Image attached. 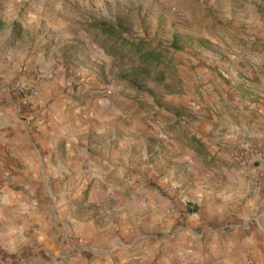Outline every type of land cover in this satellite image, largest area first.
Listing matches in <instances>:
<instances>
[{
  "label": "crops",
  "instance_id": "1",
  "mask_svg": "<svg viewBox=\"0 0 264 264\" xmlns=\"http://www.w3.org/2000/svg\"><path fill=\"white\" fill-rule=\"evenodd\" d=\"M261 56L264 65V51ZM234 59L208 65L203 82L212 95L202 92L190 111L214 134L195 135L208 152L264 142V96L247 101V67ZM0 76L8 77L1 69ZM56 83H41L32 106L14 93V99H1L0 264H264V177L257 185L247 182L264 162L250 153L246 166L235 163L234 178L211 182L209 206L206 191L195 189L197 211L189 213L170 191L176 183L160 188L163 197L151 191L157 172L146 163L154 153L161 158L173 152L163 141L165 130L181 114L162 108L163 130L140 129L132 119L154 112H135L130 101L125 110L110 96L61 94ZM153 137L162 143L150 147ZM219 173L208 179L217 181ZM122 176L133 193L150 201L139 215L120 206L116 184ZM179 191L185 198L190 193ZM105 199L113 202L106 206Z\"/></svg>",
  "mask_w": 264,
  "mask_h": 264
},
{
  "label": "rangeland",
  "instance_id": "2",
  "mask_svg": "<svg viewBox=\"0 0 264 264\" xmlns=\"http://www.w3.org/2000/svg\"><path fill=\"white\" fill-rule=\"evenodd\" d=\"M6 3L0 5V69L8 77L4 80V75L0 76V104L5 103L2 98L14 99L11 86L15 82L30 83L35 73L56 71L51 81L57 82L61 94L79 92L94 100L110 96L125 110L130 101L131 107L138 108L135 112H154L152 118L132 119V125L140 129L146 126L153 132L163 130L159 119L162 108L181 114L179 122L164 129L169 135L163 141L173 152L161 158L154 153L146 161L157 172L148 186L160 197V188L174 182L178 190L190 191L185 207L194 213L195 189L206 191L203 201L209 206L207 189L211 182L213 186L224 185L235 177L231 154L237 149L208 152L195 135L204 133L206 138H213L214 134L207 132V121L194 120L190 111L198 106L197 97L202 101V92L207 99L212 95L203 82L210 75L208 65L230 64L234 58L247 67V77H243L250 84L247 101L263 99L264 65L259 60L264 51V0H14L11 6ZM104 29L114 30L128 42L143 41L147 48L162 53L161 63L145 66L134 50L123 46L116 36L104 35ZM235 86L244 97L245 90ZM205 119L208 120L207 116ZM158 142L162 143L153 137L150 147L158 146ZM214 170L220 172V183L208 179ZM116 185L123 209L130 206L139 215L149 206L150 201L133 193L123 176ZM110 202L113 200L105 199L106 206Z\"/></svg>",
  "mask_w": 264,
  "mask_h": 264
},
{
  "label": "built area",
  "instance_id": "3",
  "mask_svg": "<svg viewBox=\"0 0 264 264\" xmlns=\"http://www.w3.org/2000/svg\"><path fill=\"white\" fill-rule=\"evenodd\" d=\"M56 75V71L48 72V73H35L32 76V81L30 83H22L15 82L12 86V92L20 97L26 102L29 103L30 106L33 105V101L39 94V85L45 81H50ZM250 153L256 159H258L259 163L264 162V142H255L251 145L249 149L242 148L237 149L231 154V160L239 164L240 166H246L250 160ZM264 177V167L257 169L255 172L249 173L247 176V182L251 185L260 184ZM128 181L132 183L131 178H127ZM170 191L175 195L176 201L182 205L186 206L187 200L181 194V192L175 187H171ZM263 192V190H262Z\"/></svg>",
  "mask_w": 264,
  "mask_h": 264
},
{
  "label": "trees",
  "instance_id": "4",
  "mask_svg": "<svg viewBox=\"0 0 264 264\" xmlns=\"http://www.w3.org/2000/svg\"><path fill=\"white\" fill-rule=\"evenodd\" d=\"M104 35L109 37L116 36L119 38L118 41L122 43V45H127V47L131 50H134L135 54H137L138 59L145 66H156L159 65L163 59V55L161 52L156 51L155 49L147 48V45L143 41H127L123 40L120 35L117 34L114 30L104 29ZM119 36V37H118Z\"/></svg>",
  "mask_w": 264,
  "mask_h": 264
}]
</instances>
